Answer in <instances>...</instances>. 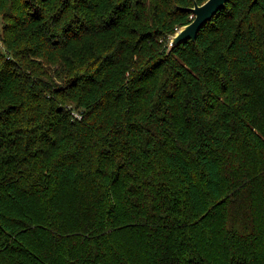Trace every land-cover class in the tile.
<instances>
[{"label": "trees", "instance_id": "trees-1", "mask_svg": "<svg viewBox=\"0 0 264 264\" xmlns=\"http://www.w3.org/2000/svg\"><path fill=\"white\" fill-rule=\"evenodd\" d=\"M206 1L0 0V264H264V0L170 50Z\"/></svg>", "mask_w": 264, "mask_h": 264}, {"label": "water", "instance_id": "water-1", "mask_svg": "<svg viewBox=\"0 0 264 264\" xmlns=\"http://www.w3.org/2000/svg\"><path fill=\"white\" fill-rule=\"evenodd\" d=\"M229 0H207L204 4L195 5L190 8L194 15L193 21L177 30V32L170 37V50L180 45L184 41H195L198 33L204 25H206L222 8L226 6Z\"/></svg>", "mask_w": 264, "mask_h": 264}, {"label": "snow or ice", "instance_id": "snow-or-ice-1", "mask_svg": "<svg viewBox=\"0 0 264 264\" xmlns=\"http://www.w3.org/2000/svg\"><path fill=\"white\" fill-rule=\"evenodd\" d=\"M61 15H63V13H61ZM57 19H59V17H57Z\"/></svg>", "mask_w": 264, "mask_h": 264}, {"label": "built area", "instance_id": "built-area-1", "mask_svg": "<svg viewBox=\"0 0 264 264\" xmlns=\"http://www.w3.org/2000/svg\"><path fill=\"white\" fill-rule=\"evenodd\" d=\"M0 29H1V24H0Z\"/></svg>", "mask_w": 264, "mask_h": 264}]
</instances>
